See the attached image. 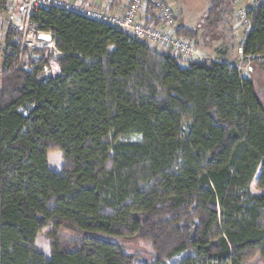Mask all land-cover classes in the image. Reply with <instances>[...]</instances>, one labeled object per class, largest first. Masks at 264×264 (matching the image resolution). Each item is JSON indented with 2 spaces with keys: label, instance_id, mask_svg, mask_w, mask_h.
Instances as JSON below:
<instances>
[{
  "label": "trees",
  "instance_id": "obj_1",
  "mask_svg": "<svg viewBox=\"0 0 264 264\" xmlns=\"http://www.w3.org/2000/svg\"><path fill=\"white\" fill-rule=\"evenodd\" d=\"M221 14L224 0H210L205 24ZM246 15L238 47L264 71V3ZM146 16L159 24L150 4ZM32 21L56 53L21 51L7 28L0 264H135L111 239L148 243L142 264L264 262V105L254 82L61 7ZM174 34L198 46L197 29L176 24ZM55 152L59 172L48 167ZM40 233L49 258L35 248Z\"/></svg>",
  "mask_w": 264,
  "mask_h": 264
},
{
  "label": "built area",
  "instance_id": "obj_2",
  "mask_svg": "<svg viewBox=\"0 0 264 264\" xmlns=\"http://www.w3.org/2000/svg\"><path fill=\"white\" fill-rule=\"evenodd\" d=\"M264 3V0H259ZM155 10L159 24L146 22L148 5ZM61 7L77 12L88 18L108 24L128 36L146 42L157 51H169L183 60H191L195 55V46L174 34L176 25L174 4L170 0H129L124 12H110L96 9L89 5L69 0H0V13L3 14L5 25L17 36L21 51L47 50L56 53L51 33L39 32L32 21L38 9ZM239 23L245 31L249 29V21L245 12L238 11ZM39 35L49 36L51 40H40ZM242 55V48L238 47ZM49 64V63H48ZM49 72L47 67L43 69Z\"/></svg>",
  "mask_w": 264,
  "mask_h": 264
},
{
  "label": "rangeland",
  "instance_id": "obj_3",
  "mask_svg": "<svg viewBox=\"0 0 264 264\" xmlns=\"http://www.w3.org/2000/svg\"><path fill=\"white\" fill-rule=\"evenodd\" d=\"M255 1L256 0H224L225 19L222 21L223 14H221L219 19L220 22L216 25H208L204 22L210 0H176L174 15L177 19V23L199 31L198 46L195 47L193 59L212 60L219 58V52L223 50H228L229 52L234 51L235 55L232 52L230 62L237 67L243 77L246 79H253L259 99L264 105V82L262 81L259 84L256 75L252 72L253 68L256 66L258 67V65L255 63L252 64L250 60L236 53L242 39V33L245 30L244 26L238 21L237 12L242 11L246 13L253 6ZM1 18H4V16L0 13V73L2 72V51L5 47L4 37L8 28ZM232 28H234L235 31H232ZM16 38L17 36L14 35L12 42H17ZM50 70L52 73H55L57 71L56 64L51 62ZM137 139V137L133 136L124 138L123 140L137 141ZM47 160L50 170L55 172L61 170L63 162L59 152L50 153ZM110 241L119 245L124 253L133 255L135 257V264H142L152 259V250L150 245L146 242L133 239H111ZM35 248L46 258H49L51 252L50 241L44 234L40 233L37 235ZM249 264H264V262L260 258H256Z\"/></svg>",
  "mask_w": 264,
  "mask_h": 264
},
{
  "label": "crops",
  "instance_id": "obj_4",
  "mask_svg": "<svg viewBox=\"0 0 264 264\" xmlns=\"http://www.w3.org/2000/svg\"><path fill=\"white\" fill-rule=\"evenodd\" d=\"M69 1L80 3L82 6L89 5L90 7L92 6L93 8L102 9V10H108L110 12H124L126 10L127 6H128V3H129V0H69ZM172 3L176 6V0H173ZM176 24H179V23H176ZM232 29H231L232 31H235L234 28H232ZM242 34H243L242 35V39H243V36L245 34V30L243 31ZM242 39H241V41H242ZM232 52L235 55V52L234 51H230L229 52L228 50H223V51L219 52V58L212 59V61H222V62H226V63H228L230 65H233L230 62V60L232 58V56H231L232 55ZM236 53L238 54L237 51H236ZM252 72L254 73V75H256L257 82L259 84L262 81L264 82V71L263 70H261L259 67L256 66L255 68H253V71ZM252 81H253V79H252ZM256 93H258L257 92V88H256Z\"/></svg>",
  "mask_w": 264,
  "mask_h": 264
},
{
  "label": "water",
  "instance_id": "obj_5",
  "mask_svg": "<svg viewBox=\"0 0 264 264\" xmlns=\"http://www.w3.org/2000/svg\"><path fill=\"white\" fill-rule=\"evenodd\" d=\"M38 38L40 40H51V38L49 36H43V35H39Z\"/></svg>",
  "mask_w": 264,
  "mask_h": 264
}]
</instances>
